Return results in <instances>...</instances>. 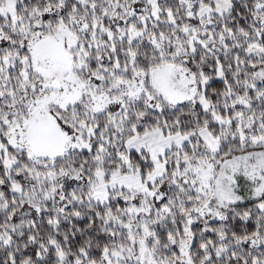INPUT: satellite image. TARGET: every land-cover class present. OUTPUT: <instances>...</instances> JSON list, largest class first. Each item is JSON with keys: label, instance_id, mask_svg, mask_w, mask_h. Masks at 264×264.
<instances>
[{"label": "snow or ice", "instance_id": "obj_1", "mask_svg": "<svg viewBox=\"0 0 264 264\" xmlns=\"http://www.w3.org/2000/svg\"><path fill=\"white\" fill-rule=\"evenodd\" d=\"M0 264H264V0H0Z\"/></svg>", "mask_w": 264, "mask_h": 264}]
</instances>
